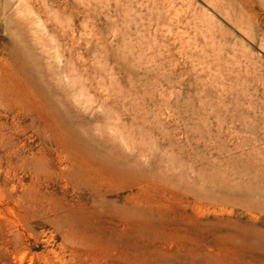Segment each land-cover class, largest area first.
Instances as JSON below:
<instances>
[{
    "label": "rangeland",
    "instance_id": "obj_1",
    "mask_svg": "<svg viewBox=\"0 0 264 264\" xmlns=\"http://www.w3.org/2000/svg\"><path fill=\"white\" fill-rule=\"evenodd\" d=\"M0 264H264V0H0Z\"/></svg>",
    "mask_w": 264,
    "mask_h": 264
}]
</instances>
